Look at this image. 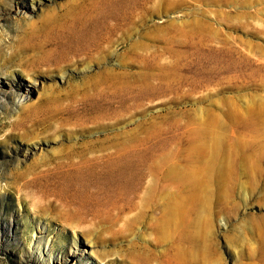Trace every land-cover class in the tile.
I'll return each mask as SVG.
<instances>
[{
  "label": "rangeland",
  "instance_id": "374dc122",
  "mask_svg": "<svg viewBox=\"0 0 264 264\" xmlns=\"http://www.w3.org/2000/svg\"><path fill=\"white\" fill-rule=\"evenodd\" d=\"M94 1L0 0V264H37L39 229L64 264H264V0H109L90 57L64 55L60 34ZM106 78L133 92L66 113ZM120 147L165 157L163 200L63 224L34 178Z\"/></svg>",
  "mask_w": 264,
  "mask_h": 264
},
{
  "label": "bare ground",
  "instance_id": "6f19581e",
  "mask_svg": "<svg viewBox=\"0 0 264 264\" xmlns=\"http://www.w3.org/2000/svg\"><path fill=\"white\" fill-rule=\"evenodd\" d=\"M108 1L95 0L89 8L77 14L76 21L74 20L75 22L68 31L60 34L62 40L55 45L61 47L60 50L64 55L89 56L94 41V27L91 24V19L95 18L100 9L105 8ZM122 27V30L126 32L130 25L123 24ZM60 50L57 49V51ZM133 62L135 63L136 59ZM119 63L124 64L125 62ZM106 81L107 84L99 89L95 96L83 101L78 108L68 109L66 113L68 115L83 113L89 106L90 111L95 107L101 108L108 105V100H113L117 96L124 97L129 92H133L127 85H118L121 81L116 78H106ZM83 151L66 152L63 159L58 160L52 168V171L40 173L32 181L38 191L51 197L54 196L55 204L65 211L58 215L63 224L76 229L87 221L85 220L87 216L99 213L105 205L112 201L137 200L141 206H149L152 202L163 200V193H167L169 185L163 184L162 178L169 177L171 168L165 157L159 159V155L135 149L127 150L125 147L99 153ZM107 171L115 172L117 179L110 180L111 177L106 176ZM104 178L109 179L112 183L100 185L97 182ZM147 178L148 180L144 181ZM165 200L167 202L163 206L161 220L165 225L174 226L181 219L182 210L176 204L171 203L169 197H166ZM41 233L42 231L39 229L38 236L35 235L33 244L29 247L32 250L34 262L37 264H64L59 254L54 255L51 252L50 241L41 238ZM165 234L163 233L159 238V242L165 241V238L168 237ZM169 260L166 259V262Z\"/></svg>",
  "mask_w": 264,
  "mask_h": 264
}]
</instances>
